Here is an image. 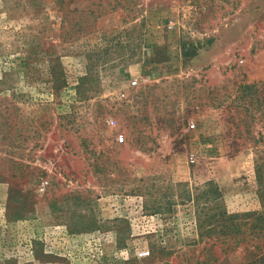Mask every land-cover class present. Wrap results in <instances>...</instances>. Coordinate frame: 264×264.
Instances as JSON below:
<instances>
[{
  "label": "rangeland",
  "instance_id": "1",
  "mask_svg": "<svg viewBox=\"0 0 264 264\" xmlns=\"http://www.w3.org/2000/svg\"><path fill=\"white\" fill-rule=\"evenodd\" d=\"M262 253L264 0H0V264Z\"/></svg>",
  "mask_w": 264,
  "mask_h": 264
},
{
  "label": "trees",
  "instance_id": "2",
  "mask_svg": "<svg viewBox=\"0 0 264 264\" xmlns=\"http://www.w3.org/2000/svg\"><path fill=\"white\" fill-rule=\"evenodd\" d=\"M257 257H259L256 261L250 262L251 264H264V253H262L261 255H255ZM255 258V257H254Z\"/></svg>",
  "mask_w": 264,
  "mask_h": 264
},
{
  "label": "built area",
  "instance_id": "3",
  "mask_svg": "<svg viewBox=\"0 0 264 264\" xmlns=\"http://www.w3.org/2000/svg\"><path fill=\"white\" fill-rule=\"evenodd\" d=\"M136 83H137V81H132L131 82V85L134 86V85H136ZM192 127H193V125H192ZM191 161H193V159H191ZM41 190H44V187H41Z\"/></svg>",
  "mask_w": 264,
  "mask_h": 264
}]
</instances>
